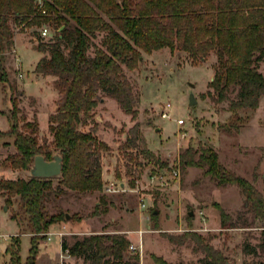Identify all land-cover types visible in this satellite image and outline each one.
Instances as JSON below:
<instances>
[{
  "label": "rangeland",
  "instance_id": "374dc122",
  "mask_svg": "<svg viewBox=\"0 0 264 264\" xmlns=\"http://www.w3.org/2000/svg\"><path fill=\"white\" fill-rule=\"evenodd\" d=\"M11 26L16 30L13 23ZM40 28L31 27L17 34L15 49L13 45L6 52L7 81L0 82V130L9 127L14 98L20 109L19 126L36 116L38 141L52 149L48 117L56 110L58 95L51 77L35 72L41 53L35 48L37 40L32 33H38ZM48 30V35H41L46 40L54 32L50 27ZM99 40L100 37L96 42ZM215 64L213 53L192 63L186 52L165 47L142 53L135 69L125 68L138 96L136 118L132 119L114 99L103 94L104 99L94 109V118L101 130L100 138L110 143V149L102 154L114 163L116 186L118 181H124L126 188L107 192L102 180L100 191L65 188L60 195L52 193L46 200V209L50 213L64 211L70 217L51 224L47 232L50 228L65 231L63 238L68 246L91 234L121 233L132 246L125 252V259L138 253L139 264H158L153 255L170 264H205V251L195 239L188 237L182 243H172L166 236L196 232L205 243L219 250L228 264H264V251L258 247L263 241L262 220L249 210L241 188L236 184L217 185L204 174L206 167L186 165L181 157L189 149L198 159L203 150L211 147L227 171L250 181L264 197V95L256 109L233 112L229 100L217 101L209 86ZM259 70L264 75V61L259 63ZM190 94L196 99L192 105ZM235 94L232 91L229 97ZM163 111L169 116L162 117ZM178 119H183V123H178ZM91 122L80 124L79 128L87 130ZM135 123L139 129L138 147L121 148L127 136H134L130 128ZM12 141L11 137H0V177L27 179L31 176L29 169L6 166V156L15 151ZM143 147L153 155L144 154ZM175 169L177 174L173 173ZM58 178H52L54 186ZM102 198L105 204L99 205ZM17 207V203L8 206L0 196V231L7 234L2 243L6 248L0 249V264H9V247L20 246L22 262L29 254L30 235L20 234L26 231V223L18 218L21 224L17 227L10 218ZM220 209L230 216L224 228ZM189 211H193L192 216ZM246 244L256 251L246 252ZM63 254L62 257L60 237L54 234L46 240L45 236L39 240L35 264H93L90 259L66 255V251Z\"/></svg>",
  "mask_w": 264,
  "mask_h": 264
},
{
  "label": "trees",
  "instance_id": "16d2710c",
  "mask_svg": "<svg viewBox=\"0 0 264 264\" xmlns=\"http://www.w3.org/2000/svg\"><path fill=\"white\" fill-rule=\"evenodd\" d=\"M43 26L54 30L47 40L40 34ZM31 27H41L38 33H32L37 40L35 48L42 53L35 72L52 76L58 94L56 110L48 117L53 148L39 143L36 116L19 126L20 109L11 98L9 127L0 130V137L13 138L15 148L6 156V166L29 169L35 155L42 154L50 160L59 153L62 170L56 186L52 178L0 177V196L8 206L18 205L10 218L18 225L21 218L26 223V231L21 233H30L26 261H21L18 245L17 249L7 250L9 264H35L39 240L45 238L51 224L65 219L66 212L50 213L46 209V200L52 193L60 195L65 188L78 192L102 189L101 157L110 147L96 134L94 109L103 94L114 99L132 119L136 118L138 96L125 68L135 69L142 53L167 47L186 52L192 63L213 53L216 64L209 86L217 101L229 100L233 112L256 109L264 95V75L259 70V63L264 61V0H0V82L7 81L4 59L14 45L15 34ZM232 91L236 94L230 98ZM89 122L92 124L87 130L79 128ZM130 131L134 136L126 137L123 149L138 147L137 123ZM141 151L153 155L145 147ZM191 152L186 149L181 155L186 165L206 167L204 174L217 185L236 184L241 188L249 210L262 220L263 241L258 247L264 251L262 194L244 177L227 171L213 148L203 150L198 159ZM102 204L103 198L99 201ZM220 219L224 228L230 216L220 209ZM166 236L172 243H182L188 237L195 239L205 251V264H228L223 254L196 232ZM129 245V238L121 233L91 234L70 246L65 238L61 240L62 251L90 259L93 264H139L138 253L125 259ZM244 250L256 251L250 244ZM152 257L158 264H170L162 257Z\"/></svg>",
  "mask_w": 264,
  "mask_h": 264
},
{
  "label": "water",
  "instance_id": "95a60500",
  "mask_svg": "<svg viewBox=\"0 0 264 264\" xmlns=\"http://www.w3.org/2000/svg\"><path fill=\"white\" fill-rule=\"evenodd\" d=\"M141 59V57H140ZM191 86H194L191 83ZM196 99L193 94H190V104H194ZM62 170V156L59 153H54L50 160L45 159L42 154H37L33 158V162L29 168V172L33 177H45L54 178L61 174ZM6 208V206H4ZM156 213V211H155ZM190 216L193 215V211H189ZM70 214L66 213L65 218L69 219ZM6 248V244H0V249Z\"/></svg>",
  "mask_w": 264,
  "mask_h": 264
},
{
  "label": "crops",
  "instance_id": "0c3cea01",
  "mask_svg": "<svg viewBox=\"0 0 264 264\" xmlns=\"http://www.w3.org/2000/svg\"><path fill=\"white\" fill-rule=\"evenodd\" d=\"M17 34H22V33H16L15 34V36H14V49H15V37H16V35ZM32 42V41H31ZM41 53V52H40ZM41 56H42V53H41ZM40 56V57H41ZM39 57V58H40ZM39 60V59H38ZM37 60V61H38ZM37 61H36V63H37ZM36 63H35V65H34V68H35V66H36ZM33 68V69H34ZM40 74V73H39ZM40 75H42V74H40ZM42 76H50V75H42ZM51 77V81L53 80V78H52V76H50ZM58 95V94H57ZM104 99V98H103ZM103 99H101V102H102V100ZM100 129H99V126H98V130H97V132H96V134H97V136L99 137V139H101V140H105V139H103V138H100ZM106 141V140H105ZM106 143L108 144V145H110V143H108V141H106ZM111 157H109V156H107V157H105L103 154H102V157H101V163H102V171H101V175H102V180L104 181V189H105V187L109 184V182H114L115 183V176H114V163L112 162V161H110L109 159H110ZM118 183L121 185V186H123L124 188H126V183L124 182V181H118ZM14 221V223L16 224V226L18 227V224H17V222L15 221V220H13ZM76 227V226H75ZM66 232L65 231H61V230H59V231H57V230H55V229H52V228H50V231H48L47 232V234H46V240H49L50 239V237L52 236V235H58L59 237H60V246H61V240H62V238H63V235L65 234ZM21 234H28V235H30V233H28V232H24V233H21ZM45 239V238H44ZM63 251H62V249H61V253H62ZM5 253V252H4ZM9 262V261H8ZM7 262V263H8Z\"/></svg>",
  "mask_w": 264,
  "mask_h": 264
},
{
  "label": "built area",
  "instance_id": "2783aa9c",
  "mask_svg": "<svg viewBox=\"0 0 264 264\" xmlns=\"http://www.w3.org/2000/svg\"><path fill=\"white\" fill-rule=\"evenodd\" d=\"M40 33H41V35H43V36L48 35V34H49L48 27H47V26H43V27L41 28V30H40ZM167 107H169V104H167ZM168 116H169V114H168L167 111H163V112H162V117H168ZM177 122L181 124V123H183V119H178ZM177 172H178L177 169H175V170L173 171L174 174H177ZM122 189H123V186H121L119 183H117V186H116V183H114V182H109V184L105 187V190H106L107 192H116V191H119V190H122ZM140 205H141L142 207L145 206L144 203H141ZM144 218H145L146 220L149 219L148 216H144ZM6 238H7V234H5V233H3V232L0 231V244H2L3 242H6V241L4 240V239H6ZM130 247H132V246L130 245ZM66 255H69L67 250H66ZM61 256H62V257L65 256V255L63 254V252L61 253Z\"/></svg>",
  "mask_w": 264,
  "mask_h": 264
}]
</instances>
